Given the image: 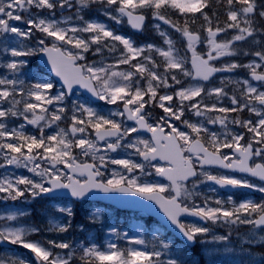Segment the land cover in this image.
Instances as JSON below:
<instances>
[{
    "label": "snow or ice",
    "instance_id": "1",
    "mask_svg": "<svg viewBox=\"0 0 264 264\" xmlns=\"http://www.w3.org/2000/svg\"><path fill=\"white\" fill-rule=\"evenodd\" d=\"M76 2L79 7L75 19L81 24L64 26L69 24L72 17L58 20L55 18V10L58 7L72 8V0H0V43L6 44L2 50L5 55V63L2 66L9 70L13 77H0V155L4 161L0 163V168L6 165L24 167L41 178L35 180L24 175L0 178V199L16 201L22 197L26 198V194L36 199L58 193L60 190H68L71 197L77 200L85 198L93 190L132 194L159 205L167 220L179 230L186 242L191 244L196 243L198 237L210 234L212 229L182 220V217H196L213 225H251V230L241 237V254L247 256V264L264 262V252L252 251L254 247H264V201L243 199L237 202L232 196L220 199L197 191L200 185L211 182L220 188L252 189L264 194V70L258 71L264 69V27L259 26L257 19H264V3H258L257 0H217L218 4L223 3L226 6L227 19L221 27L218 13L213 12L210 16L204 11L212 7L211 0ZM95 4L103 6V14L109 19L120 24L125 22L126 18V22L137 31H143L149 15L170 25L187 40L192 71L185 67L188 57L179 54L168 33L160 31L159 24L154 27L168 45L167 50L151 43L137 45L131 37L118 34L102 22L85 20L80 14L81 11ZM32 9L38 11L33 13ZM44 10H47V15H40ZM172 12L183 16L199 13L204 20L201 27L207 35L202 39L198 32L191 31L188 20H185L183 26L172 21ZM213 17H217L215 27ZM14 21L21 22L26 27H21L13 23ZM191 23H195V19H192ZM228 30H234L231 38L218 41L217 36ZM84 33L89 35L85 37L82 35ZM244 41H249L257 50L235 47L236 42ZM28 42H32L34 46ZM116 42L123 46L122 49L118 48ZM198 43L208 46L206 58L197 51ZM93 45L96 46L94 50ZM104 49L109 53H119L114 64H105L103 61L79 63L86 60L85 53L93 51L94 55L100 54ZM152 51L163 57V73L156 70L160 64L151 55L145 54ZM41 53L47 56L52 71L60 78L67 91L53 92L54 84L43 78H38L34 83H26L20 78L23 74L21 69L29 63L27 58ZM237 54L252 55L258 58L259 62L252 60L242 64L231 61L219 67L210 63L221 57ZM120 65H127L129 70H115ZM239 68L248 69L251 80L257 83L254 85L249 79L232 80L230 77H224L218 87L207 88L204 84L178 89L173 87L182 84L173 70L182 73L184 77L208 82L216 73L233 72ZM169 78L173 84L169 83ZM226 84L236 86L231 95L226 91ZM74 85L87 90L98 100L117 105V110L105 114L89 104L70 101ZM161 88L172 91L161 93ZM202 93L204 97L209 98L214 95L217 101L222 97L227 98L230 105L217 106V103H213L211 106H202ZM17 94L25 98L17 99ZM197 97H201V100H196ZM4 104L9 106L4 107ZM148 105L159 107L164 115L150 123L152 113L146 110ZM48 106H54L55 111L50 112ZM193 110L198 117L205 116L206 113L218 114L207 116L203 122L193 123L184 118L186 112ZM245 110L257 119H243L239 116L229 118V114L242 113ZM68 113H71V123L67 129L58 128L50 135L45 134V127L51 128ZM21 116L28 124L37 126L39 136L26 134L22 130L23 124L19 129L9 130L5 121ZM127 121L134 123L128 124ZM176 121L183 124L187 130H182ZM205 124H219L224 131L218 134L210 131ZM229 124L246 131L233 132L229 130ZM166 128L168 131H165ZM89 129L94 132L95 139L89 138ZM141 131L150 133V138H141ZM86 133L88 135H85ZM77 134H80L79 138ZM133 134L136 136L133 137ZM98 141L105 142L103 149L98 146ZM73 149H79L80 154L90 158L91 162L78 160ZM128 149H132L136 156L141 157L142 162L108 155ZM131 155L132 153H129V156ZM256 158H259V162ZM38 159L50 166L42 168L40 163H34V166L29 167ZM159 161L164 164H159ZM58 165H63L69 171L60 170ZM109 165L120 166L122 171L113 169L111 175L106 177L104 170ZM148 168L154 169L156 176L166 178L169 183L142 181V176L153 175L147 171ZM210 168L227 171L214 173ZM137 170L140 176L134 174ZM189 180L191 188L186 183ZM208 191L215 192L216 189L209 187ZM201 196V203H197V198ZM45 214L50 217L49 231L57 233H67L72 228L76 215L73 207L69 205H52L51 213L45 209ZM57 216V219L51 218ZM98 216L97 210L90 213L88 219L95 222ZM0 219L13 221L16 220V215L0 216ZM78 227L81 231L84 230L83 225ZM109 231L117 236L121 235L115 228ZM38 232L40 228L35 225L2 227L0 241L19 244L29 249L35 254L36 264H73L77 247L82 250L79 258L83 264H184L178 254L170 255L173 252V244L170 241L161 240L158 245L154 243L152 251L134 247L120 248L114 242H108L107 250H102L95 243H89L87 246L78 244L74 247L73 243L67 241L48 240L43 243L28 239ZM230 236L231 233L213 235L212 239L231 242ZM122 238L128 239V234L123 233ZM152 239L155 241L159 237L153 235ZM130 242L147 247L144 239L136 238ZM245 244L247 247H243ZM54 248L69 251L61 255L54 253ZM166 255L168 258L164 259ZM0 264L31 262L23 259H0ZM241 264H244V261H241Z\"/></svg>",
    "mask_w": 264,
    "mask_h": 264
},
{
    "label": "rangeland",
    "instance_id": "2",
    "mask_svg": "<svg viewBox=\"0 0 264 264\" xmlns=\"http://www.w3.org/2000/svg\"><path fill=\"white\" fill-rule=\"evenodd\" d=\"M72 4H73V7L72 8L79 7V5L77 3L75 4V0H72ZM99 8L100 9H103L101 6ZM66 9L68 10L69 8L60 9L58 7L55 10V18L58 19V20H64L68 16H71L72 17V14L67 13V10ZM76 11H77V9H76ZM59 12H61V13L59 14ZM61 14H63V15H61ZM80 14L84 17L85 20H95V21L101 22V21H99L97 19H87V16L85 14H83L82 11H81ZM40 15H42V16L43 15H47V10H44V12L40 13ZM80 24H81V22L80 21H77L75 19V17H74V18H72V20L69 22L68 25H64V26H72V25H80ZM82 35H84L86 37L89 34L84 33ZM49 40H51V38H49ZM218 41H222V40H218ZM116 43L118 45V48L122 49L123 46L122 45H119L118 42H116ZM236 43L239 44V42H236ZM67 46L68 47H71L70 45H67ZM95 47H96L95 45L92 46L93 50L95 49ZM116 56H119V53L118 52L115 53V54H113V53H109L107 50H103L102 53L95 54L94 55L93 54V51H90V53H85V57H86L85 63L86 62L87 63H91L93 61H96V62L103 61V63H105V64H114L115 61H116V59L118 58ZM252 60H256V58H252V59L248 60V62H246L245 64L249 63ZM256 62H258V61L256 60ZM1 63H3V62L1 61ZM115 70H117V71H125L124 70V67H122V65H120L119 68H117ZM4 76H8L9 78H13L9 72H7V71H0V77H4ZM20 78L21 79H25V76L24 75H21ZM238 79H240V78H235V79H232V80H238ZM0 87H2V86H0ZM0 160L1 161L3 160V156L2 155H0ZM9 177L12 178V176H9ZM54 205L62 206V205L58 204L57 202L54 203ZM97 210H98V213H99L98 219H102V217H101V215H102V209L95 206L94 209H93V212H96ZM0 215L1 216L7 215L5 209H3V211L0 213ZM51 218L57 219L55 217H51ZM2 227H9V226H0V228H2ZM124 233H127L129 237H132L134 239H136V238L142 239V237H143L142 236V226H141V224L138 221H133L129 226L125 227L124 228ZM134 248L140 249L139 247H134ZM227 249H231V251H228ZM237 253H238V250L235 247H233V246H227V245H223V246L214 245V246H210V247H208L206 249V254L208 256V259L211 261V263L215 259H225V258L226 259L227 258L230 259L232 257H235L237 255ZM12 260H17V258H15V257L12 256Z\"/></svg>",
    "mask_w": 264,
    "mask_h": 264
},
{
    "label": "trees",
    "instance_id": "3",
    "mask_svg": "<svg viewBox=\"0 0 264 264\" xmlns=\"http://www.w3.org/2000/svg\"><path fill=\"white\" fill-rule=\"evenodd\" d=\"M212 8H213L211 10L212 13L213 12L218 13V18L221 19L223 16H226L225 15V12H226V6H225V4H222V3L221 4H214V6ZM37 216L40 217V218H43V213L41 211L40 212H37Z\"/></svg>",
    "mask_w": 264,
    "mask_h": 264
},
{
    "label": "water",
    "instance_id": "4",
    "mask_svg": "<svg viewBox=\"0 0 264 264\" xmlns=\"http://www.w3.org/2000/svg\"><path fill=\"white\" fill-rule=\"evenodd\" d=\"M48 64V66L51 68V65H50V63H47ZM59 78V77H58Z\"/></svg>",
    "mask_w": 264,
    "mask_h": 264
}]
</instances>
